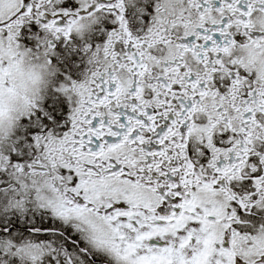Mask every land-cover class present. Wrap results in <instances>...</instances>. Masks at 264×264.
Returning <instances> with one entry per match:
<instances>
[{"label":"snow or ice","instance_id":"6c2138e0","mask_svg":"<svg viewBox=\"0 0 264 264\" xmlns=\"http://www.w3.org/2000/svg\"><path fill=\"white\" fill-rule=\"evenodd\" d=\"M0 264H264V0H0Z\"/></svg>","mask_w":264,"mask_h":264}]
</instances>
